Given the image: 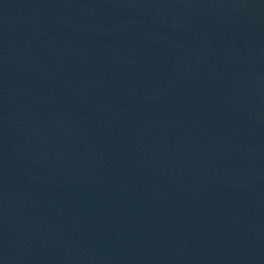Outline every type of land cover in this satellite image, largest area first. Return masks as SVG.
Segmentation results:
<instances>
[{
    "label": "water",
    "instance_id": "obj_1",
    "mask_svg": "<svg viewBox=\"0 0 264 264\" xmlns=\"http://www.w3.org/2000/svg\"><path fill=\"white\" fill-rule=\"evenodd\" d=\"M0 264H264V0H0Z\"/></svg>",
    "mask_w": 264,
    "mask_h": 264
}]
</instances>
